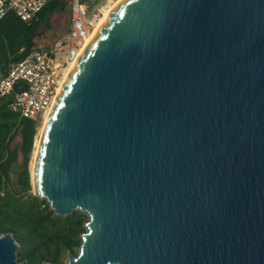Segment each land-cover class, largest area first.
<instances>
[{"label": "water", "instance_id": "obj_1", "mask_svg": "<svg viewBox=\"0 0 264 264\" xmlns=\"http://www.w3.org/2000/svg\"><path fill=\"white\" fill-rule=\"evenodd\" d=\"M88 41L32 172L88 215L66 264H264V0H119Z\"/></svg>", "mask_w": 264, "mask_h": 264}, {"label": "trees", "instance_id": "obj_2", "mask_svg": "<svg viewBox=\"0 0 264 264\" xmlns=\"http://www.w3.org/2000/svg\"><path fill=\"white\" fill-rule=\"evenodd\" d=\"M68 0H51L29 23L14 13L0 21V76L9 63L20 62L36 47L39 31L49 26L50 16L66 11ZM12 97L0 103V233L11 234L19 245L18 261L27 264H66L65 257L82 245L88 216L80 211L61 217L47 201L29 195L32 190L29 165L38 124L10 109ZM19 139L16 146L14 142ZM22 155L19 190L11 191L14 165ZM45 205L44 209L41 206Z\"/></svg>", "mask_w": 264, "mask_h": 264}, {"label": "built area", "instance_id": "obj_3", "mask_svg": "<svg viewBox=\"0 0 264 264\" xmlns=\"http://www.w3.org/2000/svg\"><path fill=\"white\" fill-rule=\"evenodd\" d=\"M51 0H0V21L14 13L29 23ZM96 14L84 0H72L67 56L62 61L35 47L20 62L9 63L0 80V103L12 97L10 109L21 117L41 122L52 109L64 78V67L79 58L95 31Z\"/></svg>", "mask_w": 264, "mask_h": 264}, {"label": "rangeland", "instance_id": "obj_4", "mask_svg": "<svg viewBox=\"0 0 264 264\" xmlns=\"http://www.w3.org/2000/svg\"><path fill=\"white\" fill-rule=\"evenodd\" d=\"M89 6L91 7V11L94 10L96 14L95 17V24H97L105 15V13L110 10L112 7L116 6L119 0H84ZM68 5L66 11H56L55 14L53 13L49 19V26L41 28L39 31L38 37L36 40V47L47 52L49 55L56 59L57 61H62L67 56V40H68V32L70 29L69 23V15H70V6L72 0H68ZM69 65L65 66L64 69L67 70ZM65 70V73H66ZM65 75V74H64ZM0 76V80H1ZM45 119H43L38 124V133L35 137V145L34 151L31 156V162L29 165L30 176H31V185H32V172L34 166V157L36 154L37 143L40 140V136L43 132ZM19 143V139L14 142L13 146H16ZM22 155H19V159L17 163L14 165L12 174H11V183L9 186H6L11 191L19 190V176L20 171L22 169ZM29 195H34V189L32 186V190L25 196L28 198ZM35 196V195H34ZM47 201V200H45ZM48 202V201H47ZM45 205L41 206V209H44ZM81 212V211H80ZM82 213V212H81ZM73 214V213H72ZM86 214V213H84ZM71 215V214H69ZM68 215V216H69ZM87 215V214H86ZM88 216V215H87ZM86 230V227H85ZM79 253V249H77L75 255ZM68 256L65 257V262H67Z\"/></svg>", "mask_w": 264, "mask_h": 264}, {"label": "bare ground", "instance_id": "obj_5", "mask_svg": "<svg viewBox=\"0 0 264 264\" xmlns=\"http://www.w3.org/2000/svg\"><path fill=\"white\" fill-rule=\"evenodd\" d=\"M118 3V2H117ZM115 7V6H114ZM114 7H112L110 10H108L106 13H105V15L103 16V18L96 24V28H95V31L98 29V27L102 24V22L105 20V18H106V16H108L109 15V13L113 10V8ZM95 31L93 32V34L95 33ZM93 34H92V36H93ZM91 36V37H92ZM84 50V49H83ZM82 50V51H83ZM81 51V52H82ZM77 61V59L76 60H74V61H72V62H70L68 65V68H67V70H66V73H65V75H64V78H63V80H62V82H61V87H60V89H59V91H58V94H59V92H60V90L62 89V87H63V85H64V83H65V81H66V79H67V77H68V75H69V73L71 72V70H72V68H73V64H75V62ZM57 97H58V95L56 96V98H55V100H54V103L56 102V99H57ZM54 103H53V105H54ZM52 110V109H51ZM51 110L45 115V117H44V119H45V122H44V127H45V125H46V123H47V121H48V118H49V116H50V112H51ZM44 127H43V130H44ZM38 145H39V141H38V143H37V147H38Z\"/></svg>", "mask_w": 264, "mask_h": 264}]
</instances>
